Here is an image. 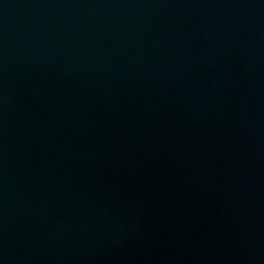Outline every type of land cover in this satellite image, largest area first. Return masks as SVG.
<instances>
[{
    "label": "water",
    "instance_id": "water-1",
    "mask_svg": "<svg viewBox=\"0 0 264 264\" xmlns=\"http://www.w3.org/2000/svg\"><path fill=\"white\" fill-rule=\"evenodd\" d=\"M0 264H264V0H0Z\"/></svg>",
    "mask_w": 264,
    "mask_h": 264
}]
</instances>
